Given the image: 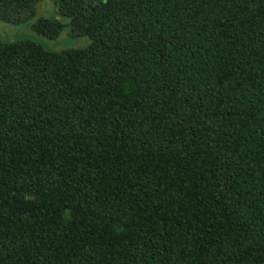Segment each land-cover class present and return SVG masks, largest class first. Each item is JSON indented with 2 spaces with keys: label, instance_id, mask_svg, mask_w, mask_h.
<instances>
[{
  "label": "trees",
  "instance_id": "16d2710c",
  "mask_svg": "<svg viewBox=\"0 0 264 264\" xmlns=\"http://www.w3.org/2000/svg\"><path fill=\"white\" fill-rule=\"evenodd\" d=\"M65 26L90 43L0 38V264H264V0H58L32 29Z\"/></svg>",
  "mask_w": 264,
  "mask_h": 264
},
{
  "label": "rangeland",
  "instance_id": "374dc122",
  "mask_svg": "<svg viewBox=\"0 0 264 264\" xmlns=\"http://www.w3.org/2000/svg\"><path fill=\"white\" fill-rule=\"evenodd\" d=\"M57 5L58 0H39L36 4V14L31 19L16 24L0 20V38L5 41L31 39L55 51L86 47L90 43V40L87 37H70L68 35V26L63 28L56 39H47L32 29V24L35 23L38 17L56 16ZM62 21L66 22L67 19L62 18Z\"/></svg>",
  "mask_w": 264,
  "mask_h": 264
}]
</instances>
